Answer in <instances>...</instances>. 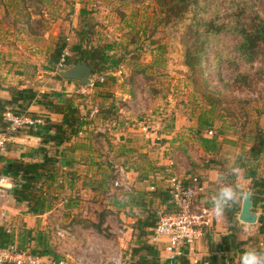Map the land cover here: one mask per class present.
<instances>
[{
    "label": "rangeland",
    "instance_id": "1",
    "mask_svg": "<svg viewBox=\"0 0 264 264\" xmlns=\"http://www.w3.org/2000/svg\"><path fill=\"white\" fill-rule=\"evenodd\" d=\"M228 1L200 0L198 18L211 20L217 8L221 12L220 17H226ZM253 4L255 12L264 19V0H254ZM163 16L157 0H0V31L7 30L9 34H14L8 39L13 44L17 39L15 33H20L21 28L30 31L38 40L39 55L44 59L43 62H54L53 67L50 64L49 68L54 72L55 79H61L57 70L59 61L55 64L57 44H66L70 55H74V46L82 39L79 33L85 30V44L114 45L115 53L123 58L118 71L106 75L95 74V81L102 75L106 76L104 80L98 81L99 85L95 82V85L85 87L78 81L76 87L85 90L91 88L92 91L101 89L106 95L118 90L122 95L116 99V106L122 108L130 117L129 120L136 121L139 116H143L142 121L153 124L154 130L163 132L167 128L166 138L163 133L158 134L164 142L156 138L153 139L154 142L143 139L145 146L141 149L151 153L154 158H159L162 150H167L162 154L166 157L164 159L170 160L171 153L177 151L188 156L189 163L192 164L201 163L204 158H210L214 163L225 158L232 165L240 159L246 171L256 169L257 176L264 178V152L257 156L251 151L253 145L259 146L264 142L261 137L264 132L262 58L252 63L239 60L236 58L238 36L223 33L211 38L203 55L202 65L191 71L184 64L182 50L196 39L195 29L190 25L193 21H187V25L182 28L168 27ZM262 48L264 50L263 46ZM53 92L56 93L55 99L61 100L64 92ZM80 94L75 93L74 96L79 97ZM80 102L84 101H78ZM90 104L95 105L92 100L88 103ZM202 116L211 118L214 124L204 128L201 134H196L194 130ZM177 128L179 131L175 132ZM209 130L213 133L210 134ZM199 135L217 138V151L209 153L205 150ZM258 136L261 138L257 139ZM175 138L178 140L173 142ZM116 168L109 166L107 169L108 190L113 187V180L117 176ZM62 176L63 173L58 168L56 180L44 185L43 192L56 198L51 211L41 218L39 225L43 228L39 229L42 232L40 234H45L49 241L50 252L47 255L64 259L68 264H121L125 261L129 264L140 230L137 228L130 231L124 226V222L116 221L115 226L110 225L109 216L116 215L119 218V215L109 208V202H104L106 195L100 193L99 184H92L91 181L88 188L92 189L84 193L81 189L82 180L79 184L76 178L64 181ZM91 179L99 180L96 176ZM151 180L152 182L143 181L145 194L152 191H148L149 188L146 187L156 182V179ZM248 182L243 186L246 190H252V183ZM70 183L75 186L72 188ZM157 184L160 188L165 186L160 182ZM254 191L260 200L256 210L261 215L264 212V193L258 189ZM120 193V201L127 200L124 202L127 205L123 210L125 214L132 217L143 216L144 210L133 208L135 203L131 197L121 189ZM153 194L157 195L155 192ZM209 195L213 196L212 193H205L204 198L200 197L198 202L212 205ZM111 196L116 197L115 193L109 195ZM70 197L73 207L67 203ZM149 202L151 209L162 210L158 201ZM242 202L227 213L236 217L240 213ZM137 204L149 203L140 199ZM102 215L103 222L109 224L104 223V231L99 232L91 226V222H98ZM157 216L158 212L155 215L156 221ZM257 224V233L252 236H255L254 240L257 242L260 235L264 243V232L260 229V223ZM18 245H21L19 241ZM24 247L36 253L44 250L42 247L38 248L36 243L25 244Z\"/></svg>",
    "mask_w": 264,
    "mask_h": 264
},
{
    "label": "crops",
    "instance_id": "2",
    "mask_svg": "<svg viewBox=\"0 0 264 264\" xmlns=\"http://www.w3.org/2000/svg\"><path fill=\"white\" fill-rule=\"evenodd\" d=\"M13 35L9 34L7 30L0 31V99H11L13 88H33L41 93L63 91L62 97H73L83 120L79 132L60 145L50 143L47 147L51 149V154H57L59 160L57 167L59 165L58 168L63 173L64 181L69 178H76L80 184L82 180L81 189L84 193L92 189L88 188L91 181L92 184H99L100 193H105L106 195L104 202H109V208L119 215V218L116 215L109 216L114 218V220L108 219L111 222V226H115L116 221L124 222L126 223L124 225L126 228L134 231L133 225L140 217H132L125 214L123 210H125L127 205L124 202H127V200L120 201L122 196L121 193L119 194V189L113 186L111 190H108L106 174L109 166L117 168L123 166L127 170L130 183L133 186V193L122 190L135 203L133 208H140V210L149 209L150 200L158 201L159 207L162 210L165 209L168 196V178L171 174H178L188 178L192 175L200 176L202 182H204L205 189L198 195L197 202L200 197L204 198L203 195L205 193L214 195L218 191L220 185L217 183V177L220 175L225 176L228 183L242 185L246 184L247 181L251 183V179H247L245 176L246 169L240 159L233 162L232 165H229L230 161L228 162L225 158L218 163H214L210 158H204L201 163L192 164L191 162L189 163L188 156L181 155L177 151L171 153L169 156L170 160L164 159L166 157L162 156V154L167 150H162L159 158L157 156L154 158L151 153L141 149L145 146L143 139H146L147 142H154L153 139L156 138L164 142L158 134L163 133V137L166 138L167 132L165 130H168L167 128L163 132L154 130L153 124L142 121L143 116H139L136 121L129 120L130 117L122 111V108L116 106V99L120 97L119 95H122L121 92L119 94L118 90L114 94L106 95L101 89H97V91H92L93 89L91 90V88H88L89 90L84 88L77 89L78 81L76 80L53 78L54 72L49 68L50 64L53 67V62H43L44 59L40 58L37 38L27 29L21 28L20 33H15L17 39L15 44H13L8 41ZM2 40L4 41L2 42ZM75 93L81 94L78 97L74 96ZM108 99L110 102H106ZM82 100L84 102L78 103V101ZM91 100L95 103L94 106L88 105ZM105 104H109V106H105ZM109 107L114 113L112 118L105 116L112 113V110H105ZM147 111L148 109H146ZM28 112L33 113L36 117H41L43 124L37 128H22L15 133L6 135L5 147L0 148V176L8 177L7 183L0 188V233L2 232L3 236L9 234L12 242L18 244L19 241L21 244L19 246L22 248H25V244L36 243L38 248L42 247L44 250H49V241H47L45 234L44 236L40 234L43 228L39 226L41 218L45 217L49 211L44 214L31 213L29 212V203L27 201H18L16 199L14 189L18 187L17 182H20V180H16V174L8 173L6 166L14 160L24 161L25 163L42 162L44 159L42 150V146H44L42 144L43 134H40L37 130H41L48 119L59 122L62 120V115L52 112L50 107L39 101H35L29 107ZM177 131H179L178 128L175 132ZM181 131L185 134L184 130ZM165 132L166 134L164 135ZM1 133L0 131V135ZM177 140L178 138H175L173 142ZM145 164H148V166H145ZM233 166H238L241 169V175L234 176L229 174V169ZM195 171L199 174H196ZM93 176H96V179L99 180L91 179ZM151 179H156V182L153 181L154 183L151 186H155L157 191H151L150 186L146 187V189L149 188L148 191H151V193L145 194L143 181L150 180L152 182ZM62 181L60 180V182ZM159 182L165 185L164 188H160L159 184H157ZM70 184L72 188L75 186L73 183ZM154 192L157 195L153 194ZM112 193H115L116 197H109ZM148 194L150 195L148 196ZM211 198V195H209L210 200ZM140 199L149 203L146 204L148 206L138 205L137 202ZM67 201L68 206L73 207L71 197ZM198 203L212 209V205L202 202ZM229 215L226 212L225 219L222 221H218L215 217L213 218L212 226L205 230L204 237L196 244L195 254L192 257H200L203 260H211L216 257L224 259L225 264H240L241 255L245 250H264V243L263 245L261 244L263 242L261 241V236L259 235L260 242H256L254 240L256 239L255 236H252L256 235L253 233H257L258 224L241 222L237 216L239 213L236 217L234 216L233 220L230 219ZM105 224L109 223L106 222ZM241 227L248 229L243 239L238 237ZM29 241L31 242L29 243ZM253 242L257 244L253 245ZM155 246L157 247L155 253L161 260H169L165 244L160 242L155 244ZM121 264H126V261L121 262Z\"/></svg>",
    "mask_w": 264,
    "mask_h": 264
},
{
    "label": "trees",
    "instance_id": "3",
    "mask_svg": "<svg viewBox=\"0 0 264 264\" xmlns=\"http://www.w3.org/2000/svg\"><path fill=\"white\" fill-rule=\"evenodd\" d=\"M160 6V11L164 15L163 21L166 25L182 28L187 25V21H193L190 25L195 29L196 39L189 46H185L182 50V57L184 64L191 70H195L202 65L203 55L205 53L207 44L211 38H215L220 34H233L238 36L239 42L236 45V58L245 63H252L259 58L264 62V19L255 11L254 0H229L227 2V15L221 18L220 10L217 8L215 15L209 21L205 18H198L200 13L198 6L200 0H157ZM203 27V29H202ZM87 31L82 30L79 34L82 37L81 41L74 46V55H67L65 58V65L71 66L78 62H88L92 66L96 75L113 73L117 71L122 65L123 58L118 56L114 51L113 44L98 43L97 45H90L89 42L83 38ZM66 48V44H57L55 54V64L60 60L61 55ZM54 63V62H53ZM59 78L68 80L59 76ZM98 82L97 85H99ZM56 93L38 92L33 88H13L12 97L9 100L0 99V131L4 132L7 127L5 120V112L10 108L15 114H29L36 117L33 113L28 112L29 107L35 102L39 101L42 104L50 107L52 112L62 115V120L53 121L47 120V123L37 130L43 134L42 150L44 159L42 162L25 163L24 161L14 160L7 164L6 171L12 175L16 174V180H20L18 187L14 189V194L18 201H27L29 203V212L34 214H44L51 210L54 196L43 192L46 182H54L58 175L57 154H51V149L47 147L50 143L60 145L68 141L72 136L79 132L83 124L81 112L76 105L73 97L64 96L62 100H55ZM111 111L109 107L105 109ZM111 114H106L107 118L113 117ZM211 118L202 116L199 118L198 126L195 130L196 134L201 132L206 127L213 126ZM261 137L264 138V132ZM260 136L257 139L261 138ZM199 139L208 152H215L217 150V138H209L199 135ZM252 153L259 155L264 152V142L259 146L253 145L251 147ZM245 176L251 179L252 200L254 203V210L259 206L260 200L255 195V189H258L262 194L264 193V178L257 176L256 169L246 171ZM20 184V186H19ZM157 191L156 189H154ZM168 192V189H167ZM146 204H143L145 207ZM148 206V205H146ZM264 209V206H262ZM147 211V212H146ZM178 211L173 201L167 196V203L164 210L155 211L154 209H144V214L133 225L134 230H140V235L136 240V247L131 253V260L129 264H191L190 260L182 257L174 260H161L155 253L157 247L155 244L148 242L147 236L156 225L155 215L158 212L157 220L161 212L171 213ZM257 211V210H256ZM230 219L233 220L234 215L230 214ZM104 215L98 222H91V226L96 228L99 232L104 231ZM258 223L260 229L264 232V212L260 215ZM227 239V238H225ZM0 240L3 243L12 242L9 234L3 236L0 233ZM50 250H43L39 252L41 255L49 254ZM36 253V252H35ZM209 264H225L224 259L214 257L209 260ZM205 264V263H202Z\"/></svg>",
    "mask_w": 264,
    "mask_h": 264
},
{
    "label": "built area",
    "instance_id": "4",
    "mask_svg": "<svg viewBox=\"0 0 264 264\" xmlns=\"http://www.w3.org/2000/svg\"><path fill=\"white\" fill-rule=\"evenodd\" d=\"M66 46L58 62L57 70L64 68L65 58L69 55ZM104 75V74H103ZM100 76L104 80L106 76ZM106 75V74H105ZM98 77V76H97ZM94 80L98 83V81ZM7 127L0 135V148L5 147L6 135L15 133L22 128H37L43 124L41 117L29 114H15L7 108L5 114ZM209 133H213L209 130ZM117 176L113 180V186L127 192H133L127 170L123 166L117 168ZM7 176H0V188L7 183ZM151 190L155 186L150 187ZM168 195L178 211L171 213L161 212L155 227L148 234L147 239L151 244L163 242L168 253L169 260L185 257L191 264H209L208 259L192 257L195 246L205 234V230L213 224V211L211 208L199 204L196 199L204 191L205 185L197 175L193 177H179L171 175L168 178ZM263 245V242L261 243ZM0 264H68L64 259H57L49 255H41L28 249L21 248L16 242L3 243L0 240Z\"/></svg>",
    "mask_w": 264,
    "mask_h": 264
},
{
    "label": "clouds",
    "instance_id": "5",
    "mask_svg": "<svg viewBox=\"0 0 264 264\" xmlns=\"http://www.w3.org/2000/svg\"><path fill=\"white\" fill-rule=\"evenodd\" d=\"M229 174L234 176L241 175V169L233 166L229 169ZM217 183L220 185L218 191L212 196V211L218 221L225 219V214L235 205L241 203L250 192L242 184H233L226 182L223 175L217 177ZM248 232L246 227L240 228L239 239L244 238ZM240 264H264V250L247 249L240 258Z\"/></svg>",
    "mask_w": 264,
    "mask_h": 264
},
{
    "label": "water",
    "instance_id": "6",
    "mask_svg": "<svg viewBox=\"0 0 264 264\" xmlns=\"http://www.w3.org/2000/svg\"><path fill=\"white\" fill-rule=\"evenodd\" d=\"M60 76L68 80L79 81L83 86L88 87L94 84L95 73L88 62H78L69 67H64L59 70ZM250 195L247 196L243 202L238 219L241 222L248 224H256L259 220L260 214L254 210V203L252 200V192L248 190Z\"/></svg>",
    "mask_w": 264,
    "mask_h": 264
}]
</instances>
